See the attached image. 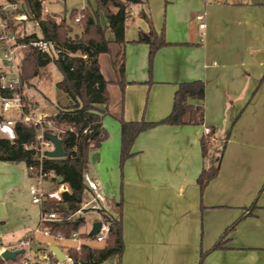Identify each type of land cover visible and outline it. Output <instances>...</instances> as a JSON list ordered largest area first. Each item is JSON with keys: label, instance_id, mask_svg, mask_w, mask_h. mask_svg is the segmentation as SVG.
<instances>
[{"label": "crops", "instance_id": "obj_1", "mask_svg": "<svg viewBox=\"0 0 264 264\" xmlns=\"http://www.w3.org/2000/svg\"><path fill=\"white\" fill-rule=\"evenodd\" d=\"M142 2L131 9L143 10L168 45L155 52L149 73L150 27L141 17L131 27L125 23L122 90L113 55L106 71L99 55L109 81L106 138L88 160L113 212L119 210V264H264V0ZM193 80L205 83L203 101L189 100L202 105V124L147 129L121 162V96L125 121L158 122L170 113L178 84ZM204 128L213 130L205 157ZM216 164V175L201 191L200 173ZM30 184L25 162L0 161V225L30 199ZM220 239L223 248L213 249ZM52 245L65 251L69 242Z\"/></svg>", "mask_w": 264, "mask_h": 264}, {"label": "trees", "instance_id": "obj_2", "mask_svg": "<svg viewBox=\"0 0 264 264\" xmlns=\"http://www.w3.org/2000/svg\"><path fill=\"white\" fill-rule=\"evenodd\" d=\"M29 6L39 15L40 4L36 0H25ZM142 0H95L96 7L84 8V17L79 21L83 31L79 35L69 37L70 26L65 21H57L53 15H48L40 23L41 33L44 39L54 42L59 50L57 54L41 53L34 48L25 51L21 63V80L26 81L28 67L42 68L53 63L59 71L61 78L56 82V87L67 97V104L58 106L53 119L65 126L73 127V131H67L62 139L66 157L49 158L44 161L46 169H52L62 180L69 184L71 193H65L64 204L49 202L47 210L59 209L68 214L76 210L85 191L83 172L88 169L89 152L98 143L106 138V131L102 126V115L105 106L109 102L107 81L101 73L98 57L100 54L113 55L112 65L116 69L117 83L121 90L125 84L124 74V33L126 14L125 9L129 5L142 4ZM76 9L71 10V15ZM102 13L106 24L101 25L99 15ZM149 25L148 63L151 72L152 61L155 52L162 46L168 45L164 39L163 31L156 33L152 28V22L143 10L138 12ZM109 33V34H108ZM29 72V71H28ZM36 70L29 76L35 75ZM205 83L201 80L182 82L174 93L172 109L170 113L158 122L125 121L122 117V96L120 100L118 120L120 122V161L123 162L130 156L132 143L136 136L154 126L202 124L203 107L193 105L190 99L203 101ZM87 129L86 133L83 130ZM17 139L13 142L0 137V161L25 162L26 165L33 162V150H25L24 144L33 141L32 135L26 128L18 124L16 126ZM213 130L203 135L200 140L202 156L205 157L210 148ZM75 148V149H74ZM218 171V164L203 169L197 182L203 191L207 183ZM112 218L109 222V233L102 248L91 249L84 247L82 254L77 256L71 253L75 259L80 258L81 264H101L110 258L120 259L123 252L122 228L119 218ZM83 224V219L65 220L51 223L53 232H61L69 235ZM233 228V225L229 228ZM228 229V230H229ZM227 231V229H226ZM223 240H219L213 249L223 248ZM0 264H9L0 257Z\"/></svg>", "mask_w": 264, "mask_h": 264}, {"label": "built area", "instance_id": "obj_3", "mask_svg": "<svg viewBox=\"0 0 264 264\" xmlns=\"http://www.w3.org/2000/svg\"><path fill=\"white\" fill-rule=\"evenodd\" d=\"M36 1L40 4L38 16L25 0H0V137L10 142L15 141L18 124L33 129V141L24 144L23 147L25 150L34 151L33 162L26 165V169L31 179L30 200L40 209L36 227L15 244L0 245V257L6 250H21L22 253H19L14 261L6 262L9 264H81V259H75L71 253L79 256L84 247L102 248L109 233L110 219L118 218V215L113 212L108 196L88 169L83 172L85 191L76 210L65 214L59 209H46V204L49 202L64 204L63 195L70 194L71 187L63 180L59 181L60 176L44 166V161L49 159L45 152L54 149L53 143L46 138L45 134L56 135L62 140L64 149L62 137L67 131L72 132L73 127L57 123L53 119L54 114L37 111L34 106L26 102L24 97L21 63L25 51L29 48L47 54H57L59 51L54 42L44 39L41 33L40 23L49 14V10L44 0ZM130 6L132 5L125 9L127 18L133 14ZM83 9H79L72 17L74 23H79L84 17ZM195 19L199 28L204 29V14H196ZM199 41H204V32L200 33ZM12 108H15L16 115L7 116V112ZM209 131V128H204V135ZM86 132L87 129H84L83 133ZM78 218L83 219V224L67 236L51 230V223ZM95 222H99L100 227L94 235H90ZM38 237L43 241H40ZM54 241L69 242L66 250H61L64 254L62 260H58L49 249V245H52Z\"/></svg>", "mask_w": 264, "mask_h": 264}, {"label": "rangeland", "instance_id": "obj_4", "mask_svg": "<svg viewBox=\"0 0 264 264\" xmlns=\"http://www.w3.org/2000/svg\"><path fill=\"white\" fill-rule=\"evenodd\" d=\"M44 4L51 12L48 15H53L57 21H65L70 26L69 37L79 35L83 31V27L72 20L77 11L81 8L90 10L96 7L95 0H44ZM72 9H76L73 15H71ZM130 10H133V14L126 19L127 27H131L139 19L138 8L134 6L131 9L130 6ZM99 22L101 25L106 24V19L102 13L99 15ZM111 59L110 53L104 54L101 58L100 64L104 71L111 68ZM27 69H29V72H26L27 76L25 83H23V88L24 97L28 104L33 105L36 103L39 106L36 109L37 111L48 114L56 112L58 106L63 107L67 104L64 93L56 87V82L60 80L61 75L52 62L42 68L30 66ZM34 70H36L35 75L29 76ZM15 115V108L7 112V116ZM38 219L39 207L33 204L30 199L22 200L21 210L18 215L14 216L13 214L5 224L0 225V244L6 246L17 243L26 231H32L36 227ZM81 230L83 231L84 228L82 227ZM119 261L120 259L110 258L101 264H119Z\"/></svg>", "mask_w": 264, "mask_h": 264}, {"label": "water", "instance_id": "obj_5", "mask_svg": "<svg viewBox=\"0 0 264 264\" xmlns=\"http://www.w3.org/2000/svg\"><path fill=\"white\" fill-rule=\"evenodd\" d=\"M145 40L148 41L149 37H145ZM26 131L28 133H30V135H33V129L32 128H26ZM46 138L49 139L53 145H54V149L51 151H46L45 154L47 157L49 158H64L66 157V152L63 149L62 146V140L59 139L56 135L53 134H45ZM99 144V143H98ZM97 144V146H98ZM97 157V155H92L91 159L92 161L95 160V158ZM59 181H62V178H59ZM100 227V223L99 222H95L93 225V229L90 232V235H94L98 229ZM49 249L55 254L56 258L58 260H62L64 258V254L62 253V251L60 250V248L57 245H49ZM22 253L21 250H14V251H10V250H6L1 254V258L4 261H14L16 259V256Z\"/></svg>", "mask_w": 264, "mask_h": 264}]
</instances>
